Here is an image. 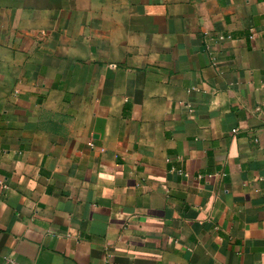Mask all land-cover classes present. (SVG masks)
Wrapping results in <instances>:
<instances>
[{"label": "crops", "instance_id": "obj_1", "mask_svg": "<svg viewBox=\"0 0 264 264\" xmlns=\"http://www.w3.org/2000/svg\"><path fill=\"white\" fill-rule=\"evenodd\" d=\"M0 264H264V0H0Z\"/></svg>", "mask_w": 264, "mask_h": 264}]
</instances>
